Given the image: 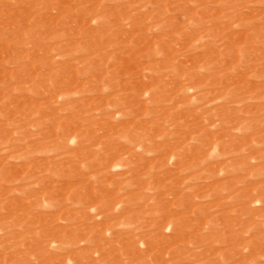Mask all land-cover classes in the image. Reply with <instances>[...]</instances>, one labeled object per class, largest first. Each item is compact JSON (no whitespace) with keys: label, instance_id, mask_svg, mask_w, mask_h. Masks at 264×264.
I'll return each mask as SVG.
<instances>
[{"label":"rangeland","instance_id":"1","mask_svg":"<svg viewBox=\"0 0 264 264\" xmlns=\"http://www.w3.org/2000/svg\"><path fill=\"white\" fill-rule=\"evenodd\" d=\"M0 264H264V0H0Z\"/></svg>","mask_w":264,"mask_h":264}]
</instances>
